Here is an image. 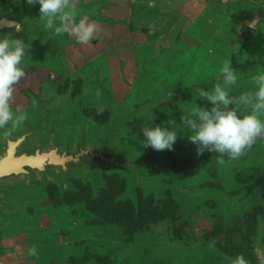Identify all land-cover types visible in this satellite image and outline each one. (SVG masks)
<instances>
[{
    "label": "rangeland",
    "instance_id": "obj_1",
    "mask_svg": "<svg viewBox=\"0 0 264 264\" xmlns=\"http://www.w3.org/2000/svg\"><path fill=\"white\" fill-rule=\"evenodd\" d=\"M54 12L0 33V135L111 139L133 169L13 178L0 264H264V0H0L28 25ZM139 204L168 210L142 224Z\"/></svg>",
    "mask_w": 264,
    "mask_h": 264
},
{
    "label": "water",
    "instance_id": "obj_2",
    "mask_svg": "<svg viewBox=\"0 0 264 264\" xmlns=\"http://www.w3.org/2000/svg\"><path fill=\"white\" fill-rule=\"evenodd\" d=\"M56 15L57 12H54L51 15L41 14L38 16V18L33 19L32 23L28 25L27 23L19 20L17 17H9L6 13H3L2 16H0V23L3 22V24L0 25V33L12 32L19 33L18 35L22 34L26 37H29L33 33H40V31H42V23L51 21V19H53ZM35 130L36 128L32 127L30 132L19 138V140L23 139L24 137H31ZM86 143V136L83 135L81 142L78 143L75 151H71L69 147L61 151L62 158L58 159L59 161L54 164L60 169L61 176L67 177L69 172L77 171L83 168H87L89 172L94 173L99 165L109 167L113 164L116 168H125L126 166H129L130 169H133L129 162L121 163L118 161L117 157L113 155L111 156V152L113 151V149H111V139H105L99 147H87ZM11 153L15 154L17 152L15 150H11ZM35 153L38 155V153L35 151L34 153L30 152L29 155L21 154L17 157L22 158L26 156L31 158L34 157ZM53 153H55V150H51L47 155H53ZM8 155L10 154L8 153ZM64 156H67L68 158H64ZM10 164H14V162H11ZM49 165L52 166L53 164L47 163L46 167H49ZM10 166L11 168L13 167V169L8 171L7 174H13V176L22 175V172H20V170L18 171L17 167H14V165Z\"/></svg>",
    "mask_w": 264,
    "mask_h": 264
},
{
    "label": "flooded vegetation",
    "instance_id": "obj_3",
    "mask_svg": "<svg viewBox=\"0 0 264 264\" xmlns=\"http://www.w3.org/2000/svg\"><path fill=\"white\" fill-rule=\"evenodd\" d=\"M0 16H2V15H0ZM38 118H39V116L37 117L36 120H38ZM35 123L37 124L38 122H35ZM29 124L30 123H28V122L26 124L20 123L19 126L22 125L21 127H24L25 130L20 132V128L18 127V129H16V132H14L17 135L16 137H14L9 132H4V133H1V135H0V209L1 210L6 211L12 207L14 208V204L17 203L18 197H25L27 195L25 192L28 190L29 181H25L23 179H18V180L13 179V178L22 177L23 175H21V176L18 175L17 177H15V176H13V174H10V175L7 174L8 171L13 169V167L11 168V166H10L13 164H10L11 162L9 163V162H5V161L7 158L8 150H10V145L14 142L19 141V138H21L22 136H24L30 132L31 128H30ZM33 127H35V126H33ZM31 137H25L26 140L24 139L23 141H21L20 146H19V144H17L19 146V149H18L19 155L29 154L31 152L32 149L28 145V143H29L28 141ZM66 145L64 147H66ZM54 148L57 149V151H59V150L63 151L62 145L60 146V145L55 144V146L52 147L51 150ZM38 149H41L42 151H44V149L41 147L37 148L35 151H37ZM11 154L12 153L10 152V155ZM46 168H47V170H45L43 174L36 172V171L35 172L32 171L33 172L32 173L33 175H32V174H30V172L28 170V172H27L28 174H26L25 177H27L30 181H33L35 176L39 173L41 176L39 180L45 181L48 178V176H49V178L52 176L53 178H55V180L57 179L58 181L59 180L63 181V178L60 179L59 176L56 177V174L61 176V174L59 172L60 169L58 167L49 166ZM87 172L89 173L88 170H87ZM69 173H72V171ZM90 174L93 175L94 173L90 172Z\"/></svg>",
    "mask_w": 264,
    "mask_h": 264
},
{
    "label": "bare ground",
    "instance_id": "obj_4",
    "mask_svg": "<svg viewBox=\"0 0 264 264\" xmlns=\"http://www.w3.org/2000/svg\"><path fill=\"white\" fill-rule=\"evenodd\" d=\"M2 24H3V22L0 23V25H2ZM252 27H254V26H252ZM24 139H25V137L23 139H20L17 142L12 143L10 145V150H8V153L10 154L11 150L12 151L15 150L17 153H15V154L12 153L10 156L7 154V158H6V161H5V162H9V163L10 162H14V164H13L14 167H17L18 171L20 170V172H22L23 176H26V174H28L27 173L28 170H29L30 174H32L35 171L43 174L44 171L47 170V168H46V164L47 163L48 164H53L52 166H56L54 164L59 161L58 159L62 158L61 150L57 151V149H55V148L52 149V150H55V153H53V155H47L51 151V149L48 150V151H45V150L42 151L41 149H38L36 151L38 153V155H36V153H35L34 157L28 158V157L25 156V157H22V158L21 157L18 158L17 157L19 155L18 154V149H19V146L21 145L20 142L23 141ZM17 144H19V146ZM12 148H14V149H12ZM66 157L67 156H64V158H66ZM20 172H17V173H20ZM15 177H17V176H15Z\"/></svg>",
    "mask_w": 264,
    "mask_h": 264
},
{
    "label": "trees",
    "instance_id": "obj_5",
    "mask_svg": "<svg viewBox=\"0 0 264 264\" xmlns=\"http://www.w3.org/2000/svg\"><path fill=\"white\" fill-rule=\"evenodd\" d=\"M263 187H262L261 194H262V198L264 199V188ZM150 203H153V202H150ZM144 206L145 205H143V204H139L138 211L136 214H131V212H130V209L132 208L131 205L126 206V208L129 210V213L132 216L133 221H139L140 223L142 222V224H143L144 221L147 220L148 218H153V219L158 218V217L164 215L165 212L168 210V205L167 206L166 205H163V206L156 205L154 209L152 208L153 209L152 211L148 212V211H146L147 206H145V207ZM142 224H141V226H142Z\"/></svg>",
    "mask_w": 264,
    "mask_h": 264
}]
</instances>
